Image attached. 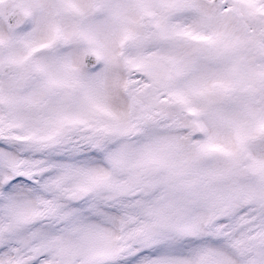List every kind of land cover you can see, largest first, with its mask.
<instances>
[{"label": "snow or ice", "instance_id": "6c2138e0", "mask_svg": "<svg viewBox=\"0 0 264 264\" xmlns=\"http://www.w3.org/2000/svg\"><path fill=\"white\" fill-rule=\"evenodd\" d=\"M0 264H264V0H0Z\"/></svg>", "mask_w": 264, "mask_h": 264}]
</instances>
